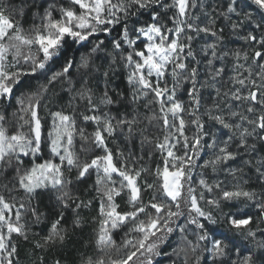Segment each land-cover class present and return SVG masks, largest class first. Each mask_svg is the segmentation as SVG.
<instances>
[{"label": "snow or ice", "instance_id": "snow-or-ice-1", "mask_svg": "<svg viewBox=\"0 0 264 264\" xmlns=\"http://www.w3.org/2000/svg\"><path fill=\"white\" fill-rule=\"evenodd\" d=\"M0 181V264H264V0H0Z\"/></svg>", "mask_w": 264, "mask_h": 264}, {"label": "trees", "instance_id": "trees-1", "mask_svg": "<svg viewBox=\"0 0 264 264\" xmlns=\"http://www.w3.org/2000/svg\"><path fill=\"white\" fill-rule=\"evenodd\" d=\"M115 85L118 86L120 91H124L125 94H127V89H126V86L123 82V77L121 76V74L119 72L117 73V76L115 78ZM56 98L62 104H65L64 100L67 99L66 94L65 93L61 94V92L59 93V96ZM72 176L74 179L75 174L73 173ZM74 183H76V182L74 181ZM87 183H88L87 179H85V181L79 182V187L83 188L84 186H86ZM42 195H43L42 198H38L36 206H38L40 211L44 212L46 215H49L51 217L52 216L51 210L54 207L55 200L50 198V197L46 198V195H48L46 193H43ZM88 212H91V211H85L86 214L84 215L87 219V223L85 224V226L82 229L76 230L75 245H74V247L76 249H81V246L83 244L87 243L91 239V236H92V229H93L94 225L91 223L90 213H88ZM71 216H72L71 212H68L66 214V220H68L69 223L71 221ZM46 228H47V221H45L44 224L39 225L38 230H39V232H41V234H43V232L46 231ZM19 247H20V256H21L22 264H30V256H29L30 246L21 244V245H19ZM76 254L77 253H74V252L68 253V255H67L68 264H73V261L75 259Z\"/></svg>", "mask_w": 264, "mask_h": 264}, {"label": "rangeland", "instance_id": "rangeland-1", "mask_svg": "<svg viewBox=\"0 0 264 264\" xmlns=\"http://www.w3.org/2000/svg\"><path fill=\"white\" fill-rule=\"evenodd\" d=\"M199 47V44H197V48ZM63 92H61V94H62ZM66 101H67V99L66 100H64V103H66ZM56 103H57V105H63L60 101H58V99L56 98ZM117 111V109L116 108H113V112L115 113ZM47 153H45V155H46ZM208 172V170H206V173ZM87 179V184H86V186H84L83 188H81V187H79V190L80 191H83L85 188H87L89 185H91L92 184V182H93V180H94V177H92V178H86ZM0 182H2V181H0ZM75 190V189H74ZM44 192H40V193H38V195H37V197H36V200L34 201V205H36V203H37V201H38V198H42L43 197V194ZM91 193H89V195H90ZM17 195H20V194H17ZM46 198H49V195H46ZM52 199H54V197H52ZM88 213H90V217H92V216H94L95 215V205H94V207H93V210H91V212H88ZM84 215L86 214L85 212L83 213ZM39 226H36L35 228H34V231H37V232H39Z\"/></svg>", "mask_w": 264, "mask_h": 264}]
</instances>
